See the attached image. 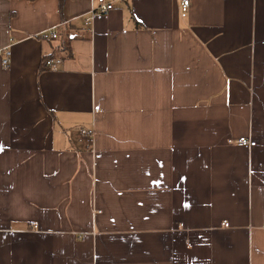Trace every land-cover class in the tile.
Returning a JSON list of instances; mask_svg holds the SVG:
<instances>
[{"label": "crops", "instance_id": "0c3cea01", "mask_svg": "<svg viewBox=\"0 0 264 264\" xmlns=\"http://www.w3.org/2000/svg\"><path fill=\"white\" fill-rule=\"evenodd\" d=\"M106 1L0 0V264H264V0Z\"/></svg>", "mask_w": 264, "mask_h": 264}, {"label": "built area", "instance_id": "2783aa9c", "mask_svg": "<svg viewBox=\"0 0 264 264\" xmlns=\"http://www.w3.org/2000/svg\"><path fill=\"white\" fill-rule=\"evenodd\" d=\"M189 4V0H181V10L185 11L187 9V6ZM114 4L111 1H106V0H97V4L92 7L89 11V15L85 18V20L87 22H90L91 19L95 16V14H102V15H108V13L113 9ZM50 35L51 37H56L57 33L56 31H50ZM5 57L3 58L2 62L4 64L8 63L9 58V51L5 50ZM60 62V59L58 58H49V59H45L43 60V63L45 65V67H48L50 69H54L57 65V63ZM83 134L85 135H89L91 136L93 134L92 130H88V129H83L81 131ZM236 143L239 145H249V146H254L255 145V141L248 139L247 137H238L236 139ZM33 228H37V225L35 223H31ZM223 226H228L227 222L223 223Z\"/></svg>", "mask_w": 264, "mask_h": 264}, {"label": "trees", "instance_id": "16d2710c", "mask_svg": "<svg viewBox=\"0 0 264 264\" xmlns=\"http://www.w3.org/2000/svg\"><path fill=\"white\" fill-rule=\"evenodd\" d=\"M27 1H31V0H27ZM63 3H64V0H58L59 10H61V8H62V6H63ZM58 52H59L60 54H62V55L64 54L63 56H68V57L71 56V52H70V50L68 49V47H67L65 44H63V45L59 48ZM43 60H45V58H44Z\"/></svg>", "mask_w": 264, "mask_h": 264}]
</instances>
